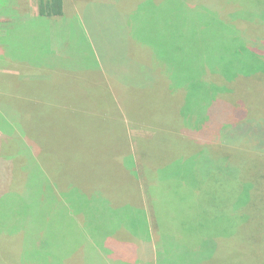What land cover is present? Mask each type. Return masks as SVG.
I'll return each mask as SVG.
<instances>
[{
    "label": "rangeland",
    "instance_id": "1",
    "mask_svg": "<svg viewBox=\"0 0 264 264\" xmlns=\"http://www.w3.org/2000/svg\"><path fill=\"white\" fill-rule=\"evenodd\" d=\"M40 1L34 0L33 6L35 15L42 18L40 16ZM69 1L74 5L85 2L93 10L95 8L91 4L100 2L111 4L114 2L115 9L113 10L117 11L115 12L116 15L119 13L117 16H122L119 10H122V3L125 2L122 0ZM136 1L135 9L131 12L133 13L131 15L132 20H129V23L132 22V29L130 30L129 28V34L131 33L132 36L134 34L138 41L140 40V42L148 46H156L161 55L171 57L173 64L171 67L175 69L172 70L169 64V66H162V69H155L153 68L155 65L151 64V71L145 72L143 75L141 72L144 65L150 62L149 58L145 57L148 49L144 46L142 50L139 49V52L132 51L131 56L129 50L126 56V48L129 44L128 36H126L128 31L125 29V24L122 23L124 19L115 22L114 19L117 18L115 15H113L114 19L112 20L107 18L106 15L102 14L100 16L102 18L99 27L96 25L97 32L95 37L97 38V42L94 49L102 50L104 43H102L100 37H102L101 33L105 34L108 43L104 47L113 51H111L112 55L109 63L113 72L110 76L111 80L116 79V72H118V80L123 81L121 83L128 82V85L132 84L131 81H138L142 84H146L144 83L146 81H150L151 83L149 88H145L149 92V99L146 103L137 100L133 92L126 94V98L124 99L118 89H112L118 103L117 106L125 111L126 109L128 110V114L124 111L125 118L123 123L118 126L119 130L123 127L127 132V138H124V133L120 131H116V136L114 134V137L106 136L108 132L114 133V124L111 119L108 122L99 121L102 112L110 113L108 111L110 108L103 106V104L109 106L108 96L105 94L107 84H105L103 76L100 78L101 90L87 93V96L92 95L91 98L93 99L89 100V104L85 105L86 109L80 112L76 111L80 108L79 105H64L63 103H67L68 100L62 99L61 106H57L53 115L40 114L38 110H35L36 107L33 108L35 112L32 115L34 119L31 124L25 121L26 115L19 112L15 113L12 107H8L9 102L16 101L17 104H19L18 102L25 103L26 101H30V98L40 104L48 96L54 95V92L57 94L58 91H55V89L67 90L69 93L78 90L82 92V87L85 88L86 84L83 86L79 84L81 87L74 89L76 85L68 83L69 81L61 73L48 70L41 63L39 66L42 67H36L31 66L28 61L24 63L19 60L18 62L5 59L4 52L2 51L4 49L5 51L14 49L13 47L16 46V43L18 42L19 44L20 42V37H18L19 32L15 30V25L12 23L19 21V16H23L24 11L22 8L24 6L22 0H0V75H12L18 79H15V81H19V84L15 87L16 95L12 90L7 91L9 95L17 96L14 100L6 97L7 88L0 86V104H4L0 107V115L5 117V120L0 125L9 131L12 130L11 127L14 128L17 142L21 146L20 148L33 155V163L31 160L28 166L32 167L31 170L35 173L34 180L27 179L19 169L18 173H9L10 165L6 159H10V157H4L5 165L2 166L4 177L0 178V185L4 187V191L0 196V247H2L0 258L3 260V264H21L20 262L27 264L30 263L28 261L31 259H35L38 246L30 244L32 236L37 233L39 240H41L48 235L51 240L54 231L62 230L64 227L62 216L65 215V210L62 208L67 207L70 209L73 207L75 209L76 206V210H83L85 207L90 206L88 203L89 198L86 199L85 196L93 198L96 196L98 198L97 201H99L98 209L104 211L106 208L100 202L102 201V197L109 195V199H114L112 196L116 193H120L122 196L129 194L125 189L111 185L114 175L110 173L102 174L96 158L100 156L102 159L117 151L125 154H129L128 152L130 151V153L138 155V138L151 136L152 133L147 130L150 126L134 121V119L143 116L146 120L144 122L152 126V124L154 125L159 122L161 115L167 112L174 115L177 112L176 103L184 100V96L187 95L185 92L188 90L191 95L189 104L183 108L178 104V110L181 111L182 109L184 111V116L182 117H185L187 120L182 119L181 124L184 125L185 129H189L190 135L193 136L194 125L197 123L194 119V113H198L197 117H199V121L201 120L200 124H202L205 115L211 109L212 97L215 96L214 91V95L208 96L209 98L199 91V88H197L198 77L203 76L202 80L204 81L214 82L217 86L223 85L229 88L230 92L218 93L219 95H217L219 101L224 105L233 106L238 101H242L245 108L253 117L258 119L264 117V97H258V93L264 96V77L254 79V81L237 80L234 83L227 84L219 75L210 72V63H213L215 60L214 64L217 63L218 56L221 59L222 57L227 59L234 53L233 41L243 33L240 26L242 23H235L238 20L236 18L242 17V19L244 18V20L246 19L250 22L254 16L253 12L256 10L260 12L264 8L262 6L264 0ZM103 6H98V9L103 11L101 10ZM21 10L22 13L20 14ZM67 12L69 10L66 7L64 14ZM66 18H52V21H55L58 25L60 23L71 25L70 20ZM134 24L136 25L135 27ZM142 24L145 26L140 30ZM68 27L70 29V26ZM87 28L89 29V36H91L93 30L90 26H87ZM58 34H60V29L57 31ZM98 36H100L99 39ZM53 41L57 42L54 46L59 52H56L57 56L60 55L62 57L63 54L66 55L69 51L67 60L72 61L73 65L78 64V61L90 62L92 64L90 52H86L82 56L77 54V40L67 42V47H62L61 43L59 46L62 37L57 36ZM80 57L81 59L78 60L77 58ZM34 58L31 57V59ZM99 60L102 65L103 60L100 53ZM224 70H226L225 67L222 68V71ZM135 71L140 73L139 76L135 74ZM171 73L173 74L171 79L175 85L168 78ZM134 76L141 77L142 80H131ZM97 78L99 77L97 76ZM86 79L91 78L85 77ZM1 80L0 78V84ZM84 83L92 85V83H89V80H86ZM47 86L50 87L47 88ZM66 86H68L67 89ZM257 87H259L260 91ZM86 89H91L90 85H87ZM33 97L36 98L34 99ZM227 106L223 107L224 112L230 110ZM111 113L114 114V107L111 109ZM140 113L143 114L140 116ZM0 119L2 120V117ZM225 119L226 121L227 119L230 120L229 115ZM174 122L180 125L179 122L175 120ZM20 123L23 127L20 126ZM51 123L55 124V127L63 123V129L60 131L49 129L51 144L53 146L46 153H37L35 144L30 141L31 138H35L33 141H37L35 142L36 145L40 144L36 139L34 127L37 125L40 127L41 124L51 126ZM33 124L35 125L33 126ZM226 132L224 131L223 133L228 135V132ZM232 135L234 136V133L228 136L232 139ZM62 137L66 138L68 143L59 140ZM70 138L78 140L69 143ZM205 139L207 140L208 137ZM66 147L77 148L73 152L71 148L67 150ZM58 149L60 153H57ZM60 149L67 152L64 153ZM98 149L101 150L97 152ZM243 151H247V153L251 152L249 148H244ZM126 156L130 157V155ZM205 157L204 154H200L190 160H188L190 157L180 160L179 167L175 171L179 176L173 180V185L177 184V186L182 187L179 188V192L181 193H172L170 180H168V184L166 183V187L162 189L161 185L165 182L163 177H161V183L159 182L156 185L159 188L152 184L154 187L153 194L151 191V195L160 196L158 199L159 206L157 209L156 204V209L158 211L157 217L162 223L160 226L161 232L163 230L164 236H170H163L165 242L164 261H170L171 264H181L187 258H192L193 261H203L201 258L206 256L211 258L209 264H218L219 260H228L225 259L227 258L225 255L227 253H224V251H228L226 239L238 233L236 231L238 224L242 227L245 223V221L240 220L241 216L237 218L236 208L239 206L242 208V205L247 200L246 195H244L243 191L241 194L238 193L236 195L234 192L240 190L239 187L229 182L228 184L227 182L221 183L219 189L214 191L215 182L213 180L209 182L211 179L206 181L202 177L211 173L213 171L212 168L216 167V165L210 161L207 163V171L202 173L204 167L201 165V162ZM75 161H78L77 163H79L80 167L76 166ZM262 162H264V157L261 158ZM139 166H141V162ZM40 168L42 171L43 168L45 169L49 178L43 177ZM225 171L229 173L227 170ZM49 179L60 183L61 190L64 189V185L78 181L80 183L78 188L72 187L65 191V193H68V199H75L74 197H77L78 194H81L82 197L79 198V201L71 199L70 201H62L61 194L56 192L54 188L53 195L49 196ZM181 180H186L191 184L184 183ZM41 183L44 186L41 187ZM150 188H147L148 195L150 194ZM142 196L140 195L138 200L142 204H147L145 198H143L144 196ZM121 204L118 206H121ZM116 211L110 210V216H107V218L89 215V217L84 218V226H87L94 233L92 224L95 222L96 227H94V230L97 234L104 233L108 235L116 232L127 237L132 234L137 241L141 236L136 237L135 233H131L128 228L130 213H127L128 211L123 212L122 215L124 216L122 218V216H117L118 212ZM147 213L149 214V211ZM56 215L58 217L55 219ZM147 221L150 225L149 230H151L153 228L152 221L148 220V218ZM104 222L107 223L103 224ZM147 231L148 228L144 226L142 233L146 234L148 233ZM87 232L86 229L85 233L87 234ZM160 235L155 240L156 243L160 244L162 251V244L164 242L160 241ZM218 239L222 241L218 243ZM144 240H147V238L144 237ZM242 245H245L244 240L242 241ZM243 250L244 248L240 252L239 258H244ZM33 254L35 258L32 256ZM48 254L49 252H45V255ZM161 258L163 259V257ZM246 259L248 261V257ZM234 264L237 263L235 262Z\"/></svg>",
    "mask_w": 264,
    "mask_h": 264
},
{
    "label": "trees",
    "instance_id": "2",
    "mask_svg": "<svg viewBox=\"0 0 264 264\" xmlns=\"http://www.w3.org/2000/svg\"><path fill=\"white\" fill-rule=\"evenodd\" d=\"M4 1V0H3ZM125 1L122 3L123 7L122 10H119L122 16H117L113 9H115V4L111 3H94L91 4L92 7L95 9H91V6L89 7L87 3L81 2L76 5L71 3L69 0H41L40 1V16L45 19H52V18H76L78 16V24L71 25L69 29L68 34V41L78 42V47L76 50H78L79 53H77L79 56L85 55L86 52H90L93 57L94 56V46H96L97 38L95 37L97 32V27H99L101 23L100 17L102 14L106 15L107 18H110V20L114 19L113 15L117 17L114 19L116 22L117 20L124 19L122 22L125 24V29L128 31L126 36H128V47L126 48V56L129 53L130 50V56L131 52H139V49L142 50V47H146L148 50L146 52V55L148 56L150 62L152 64L162 65L163 67L165 65H168L172 70L175 69L174 67H171L172 59L171 57H167L166 55H161L160 51L157 49L156 46H148L140 40L138 41L137 38H135L134 34H129V28L132 29V22L129 23V20L131 19V13L134 11L135 6L137 4L136 0H122ZM4 3V2H3ZM260 3V2H259ZM100 5H104L103 8L100 11L98 8ZM99 6V7H98ZM262 6H264V2L262 3ZM66 7L68 8L69 12L64 14V11L66 12ZM253 18L249 22L248 20L242 19V17H238V19L235 23H242L240 24L242 28V35L238 36L237 39L233 41L234 44V53L229 56L227 59L222 57V59L218 56V62L214 64L210 63V72L213 74L219 75L223 81L227 84H231L236 82L237 80H248V81H254V79H258L261 77H264V8L261 9L260 12H253ZM82 18V19H81ZM242 19V20H241ZM84 20V21H83ZM134 22V21H133ZM114 23V22H113ZM77 25V26H75ZM87 26H90L93 30V34L89 36V29ZM136 25L134 24V27ZM145 25L142 24V27L140 26V30ZM239 26V28H240ZM108 29V26H107ZM102 37L98 36L102 39V50H96L98 54L100 53V56L102 58V66L111 69L110 66V60H111V51L112 49H105V45L107 42L106 35L101 33ZM141 39V38H140ZM251 41V42H250ZM142 44V45H141ZM130 48V49H128ZM134 48V50H132ZM100 49V48H99ZM102 55H101V52ZM154 51V52H153ZM113 52V51H112ZM156 52V53H155ZM159 59H158V56ZM129 56V59H130ZM217 59V58H216ZM226 59V60H225ZM217 65V66H216ZM214 66H216L214 68ZM222 66V67H220ZM225 67L226 70L222 71V68ZM108 69V70H110ZM112 70V69H111ZM113 74L111 71L108 72V75L111 76ZM118 72H116V79H112L111 81L115 82V88L114 90H119L121 95H125L126 93H129L130 91L135 93V97L137 100H140V102H145L149 99V92L145 88L132 86V85H126V83H121L123 81H119V75L117 76ZM139 76V75H137ZM173 77V74L171 73L168 78L172 83H174L171 79ZM1 84L0 86H4L7 88L6 90V97L12 98L14 100L17 96H12L7 93V91H13L14 94L16 92V86L17 83L15 81L16 78H14L11 75L5 76L0 75ZM111 79V78H110ZM203 76L198 77L199 82L197 83V88H199V91L207 98L210 96H213L215 92V96H213V101L211 105L210 111L207 112L205 115L204 121L201 123V120L199 121L198 113H194V119L197 122L194 126V134L193 136L190 135L189 129H185L184 125L181 124L182 119H186L184 116V111L181 109V111L178 110V104L180 107H186L189 104L190 99V92L186 90V94L184 96V100L178 101L177 104V112L173 114H169L170 112H167L164 115H161L159 117V122L156 124H146V120L142 117L134 119L133 116H131L134 121L142 122L145 125L150 126V128H147L152 135L148 137H139L138 138V148L139 153L138 155H134V153L125 154L120 153L117 151L113 159V166L108 162H102L106 161L104 158H100V156L97 159L100 172L102 174L104 173H110L114 175L113 180H111V185H114L117 188L125 189L129 194L126 195H120V193H116L112 196L114 199H109V207L107 206L106 202L105 208L111 210H117L118 217L123 218L124 215H122L123 212L128 211L127 213H130L129 216V231L134 232L136 237L141 236L139 239L143 240V243H145L144 237L149 240V244L151 248H144L145 245L142 243V248H140L139 252H144V250L148 251V255H151V257L154 259V261L157 264H169L170 261L166 260L164 261L165 256V242L164 237H170V236H164L163 230L161 232L160 226H161V220L157 217L158 214V206H159V197L157 195H151V191L153 194V187L161 183V177L165 180V182L161 185L162 189L166 187V183L168 184V180L171 181V188L172 193L176 194L181 193L179 192V188H182L180 186H177V184L173 185V180L176 179V177L179 176L175 171H177V168L179 167L180 160H183V158H189L188 160L192 159L193 157L199 156L200 154H204L206 157L205 159H202L201 165L204 167L202 169V173H205L207 171V163L210 161L212 164L214 163L216 167L212 168V172L209 174H206L204 178L206 181L208 179H211L209 182H212V180L215 182V186L213 187L214 191H217L219 189V185L223 182H228L233 184L234 186H238L240 190H236L234 193L237 195L238 193L241 194V192H244V195H246L247 200L244 202V204L237 207V218L238 216H241L239 219L242 221H245L244 225L240 227L238 224L236 231H238L237 234H235L232 237H227V248L228 251H224L228 260H219L218 264H231V263H237V264H262L264 262V162L261 163V158L264 157V117L263 118H256L253 117L250 112L245 108V105L242 101H238L235 103V105H224L222 102L219 101L217 95L218 93H225L230 92L229 88L226 86H217L214 82H208L202 80ZM131 80H142L141 77H133ZM138 82V81H137ZM185 84V83H183ZM175 85V83L173 84ZM50 86H47L49 88ZM257 89L260 91L259 87ZM48 90V89H46ZM49 91V90H48ZM55 91H58L57 94L54 92V95H50L46 98L45 101L41 102L40 104L35 101L31 100L26 101L25 103L18 102H9L8 107H12L14 112H19L24 115H26V120L28 123L32 124V121L34 118H32V115L34 114V109L39 111L40 114H48L53 115L55 114V110L57 106H61V100L67 99V103H63L64 105L68 106H74V104L79 105V109L76 111H81L86 109L85 105L89 104V100L92 95L87 96L88 92H92L91 89H88L84 91V94L78 90L76 92L69 93L67 90L63 89H55ZM105 94L108 96V101L110 99L112 100L110 96V91L105 92ZM16 95V94H15ZM209 96V97H208ZM258 97H264L262 95H259ZM7 99V98H6ZM35 99V98H34ZM183 103V104H182ZM44 104V105H43ZM182 104V105H181ZM1 105L4 104H0ZM84 105V106H82ZM109 106H106L103 104L105 108H110L108 111L111 113V109L114 107V116L115 120L114 127L116 131H120L125 133V129L121 127L119 130L118 126L123 123V120L125 118L124 116V109H120L118 106L115 107L113 104H109ZM118 105V104H117ZM124 106V105H123ZM227 106L230 110L224 112L223 107ZM101 107V104H100ZM264 107V104H263ZM68 110V109H66ZM70 111V110H69ZM73 111V110H71ZM54 112V113H53ZM51 113V114H50ZM126 114H128V110L125 111ZM130 114V113H129ZM143 113H140V116ZM229 115L230 120L225 119V117ZM109 114L107 113H101L99 121H108ZM210 116V117H209ZM2 117V120L0 119V123H2L5 120V117L0 115ZM4 118V119H3ZM113 118V117H112ZM210 118V119H209ZM153 119V118H152ZM12 120V119H10ZM179 122L180 125L174 122ZM187 120V119H186ZM23 121V120H22ZM145 121V122H144ZM15 122V121H14ZM21 122V120H20ZM151 122V121H150ZM10 123V122H9ZM185 123V122H184ZM187 123V122H186ZM11 124V123H10ZM52 124V123H51ZM35 124H33L34 126ZM43 125V127H42ZM13 126V125H11ZM20 126L23 127V125L20 123ZM45 126V127H44ZM49 126V127H47ZM12 130H5L0 125V178L3 176V169L2 166L5 165V159L4 157H10V159H6V161L9 162V173L11 174L18 173L19 171L24 174L27 179L34 180L35 173L32 172V167L28 166L30 164L31 160L33 163V155L29 153L28 151L22 150L20 145L17 142V136L16 132L13 127H11ZM228 132V135L231 133H234V136L232 135V139L230 136L224 134L223 132L226 130ZM49 129H55L57 131H60L63 129V123L58 124V126L55 127V124L53 125H44L41 124L34 127V131L36 134V139L40 143V147L43 151H49L48 149L52 148L51 144V134L49 132ZM237 131V132H236ZM209 132V133H208ZM226 132V133H227ZM38 136V138H37ZM208 137L206 140L205 138ZM101 138V137H99ZM35 139V138H34ZM34 139L31 138L30 141L34 144ZM123 139V138H122ZM62 140L65 143H68L66 141V138L59 139ZM78 139L76 138H70L69 143L74 142ZM35 142H37L35 140ZM50 145V147H49ZM70 145V144H69ZM59 146V145H58ZM63 146V145H62ZM68 149H72L73 152L76 151L77 147H66ZM244 148H249L251 150L250 153H247L243 151ZM62 150L64 153L67 151ZM101 149H98L97 152H99ZM57 153H60L59 149ZM209 153V155H208ZM137 154V153H136ZM130 155L129 159L128 156ZM100 159V160H99ZM99 160V161H98ZM76 162V166L80 167L79 163ZM141 162V166H139V163ZM108 164H110L112 167H109ZM28 166V167H27ZM79 169V168H78ZM92 170V169H91ZM225 170H227L229 173H227ZM19 172V173H20ZM40 172H42L43 177H48L47 172L43 168V171L40 168ZM231 173V174H230ZM148 177V178H147ZM153 177V178H151ZM50 180V179H49ZM184 183H186V180H181ZM176 183V182H175ZM63 184H65L63 182ZM80 183L73 182L71 184L64 185V189L61 190V184L56 183L54 181L49 182V196L53 195L54 189L56 192L60 193L62 196V201H70L75 200L76 198L80 197H74L75 199H68L67 197L68 193L66 194L65 191L72 187H79ZM154 184V185H152ZM187 184H191L187 182ZM44 186L41 183V187ZM145 186V190H144ZM148 186V187H147ZM207 186V185H206ZM205 186V187H206ZM150 188L149 195L147 192V188ZM157 187V186H156ZM54 188V189H53ZM57 188V189H56ZM159 188V186L157 187ZM199 190V189H198ZM4 191V187L0 185V196L2 192ZM26 191V190H25ZM47 191V190H46ZM148 197H147V195ZM215 193V192H214ZM143 195L142 197L145 198V202L147 204H142L140 200H138L139 196ZM109 197V195H106ZM129 199L127 204L124 203V198ZM137 199H135V198ZM123 204V206H118L119 204ZM90 204V203H89ZM157 204V209H156ZM112 206H114L116 209H114ZM87 208V207H85ZM65 210V215L62 216L64 220V226L66 224L70 226H73V229L76 230L75 227V221L78 217V210H76L72 207L70 209L62 208ZM149 211V214L147 213ZM126 214V213H124ZM59 215V214H58ZM56 215L55 219L58 217ZM110 216V215H105ZM148 216V217H147ZM107 218V217H106ZM145 218V221H144ZM152 221V229L149 230V223L147 221ZM107 222H104L105 224ZM119 223V222H118ZM117 223V224H118ZM148 228V233H142L143 228ZM63 229V228H62ZM84 229H87L84 227ZM160 231L162 233L161 238L163 240L164 247L162 251H159V260L157 261L158 256H155V254L152 252V240H153V232ZM61 231V230H60ZM60 231H54L51 236V240L49 236L39 240L37 233L32 236L30 240V244L33 246H38V252L35 258V255L32 256L35 259H31L30 263L27 264H42L40 261L44 260L47 262V256L44 255L45 252H53L54 254L58 253V255H61L62 251V244L63 240ZM33 235V234H31ZM164 236V237H163ZM86 238V236H85ZM244 240L245 245H242V241ZM222 240L218 239L217 242H221ZM207 244V243H206ZM205 244V245H206ZM168 245V244H167ZM167 247V246H166ZM244 248V258H239V254ZM2 247H0V250ZM187 252V251H186ZM189 253V252H188ZM1 254V252H0ZM162 254V255H161ZM219 255V254H218ZM1 257V255H0ZM73 258L74 254L72 255ZM157 257V258H156ZM163 257V259L161 258ZM248 257V261L247 258ZM203 261H193L191 258H187L185 261H183L181 264H209L210 263V257H204L201 258ZM205 259V260H204ZM232 259V260H231ZM244 259V260H241ZM221 261V262H220ZM53 262V261H52ZM61 263V260H56L55 263ZM217 262V261H216ZM23 264L22 262H20ZM0 264H3V260L0 258ZM53 264V263H52ZM171 264V263H170Z\"/></svg>",
    "mask_w": 264,
    "mask_h": 264
},
{
    "label": "crops",
    "instance_id": "3",
    "mask_svg": "<svg viewBox=\"0 0 264 264\" xmlns=\"http://www.w3.org/2000/svg\"><path fill=\"white\" fill-rule=\"evenodd\" d=\"M23 2V16H19V21H15L12 24L15 25L14 28L17 32H19L18 37H20V42L16 43V46L13 47L14 49L5 51V49L2 51L4 52V58L7 60L12 61H22L26 62L28 61L31 66L36 67H42L39 66V64H43L46 69L55 71L56 73H61L66 80H68L70 84L76 85V88L83 86L84 84L90 85L91 91H100L101 90V82L100 78L103 76L106 86V91H110V96L112 100L108 101L109 104L115 105L117 107L116 97L114 92H112V89L115 88V82L111 81L110 75H108V72H112L110 68L105 69L104 66L101 65L99 60V54L94 49V56H92V64L90 62L85 61H78V64L73 65L72 61L67 60L68 59V52L66 55H62V57L56 54L59 53L56 48H54L55 44L57 42L53 41L54 38L59 36L62 37V41L59 42L62 45V47H67L66 43L69 42L68 40V34H69V27L73 24H78L77 18H66L70 20L71 25H67L65 23L60 25L56 24L55 21H52V19H42L35 15L34 10V0H22ZM22 13V10L20 11V14ZM60 29V34L57 35V31ZM18 34V33H17ZM44 47V48H43ZM43 48V49H42ZM57 52V53H56ZM79 53V52H78ZM61 54V53H60ZM31 57H35L34 59H31ZM145 57H148L145 55ZM78 60L81 59L77 58ZM18 61V62H19ZM157 63V61H155ZM154 63L155 69L163 68L162 65ZM151 62L146 63L144 65V68L141 73L143 75L145 72L151 71ZM110 69V70H108ZM113 73V72H112ZM134 74V73H133ZM135 74L139 75V72L135 71ZM12 76V75H11ZM97 76L99 78H97ZM85 77L91 78L86 79L89 80V83H84ZM16 80H18L16 78ZM107 80V81H106ZM146 81V80H145ZM144 82L146 84H142L139 82L131 81L132 86H137L141 88H149L151 83L150 81ZM17 84H19V81H16ZM81 86H80V85ZM126 85H128V82H126ZM82 87V93L84 94V91L88 90ZM68 86H66V89ZM84 89V90H83ZM69 90V89H68ZM104 92V91H103ZM131 92V91H130ZM126 93V94H130ZM126 94H123L124 99L126 98ZM95 95V94H94ZM36 98V97H33ZM93 99V98H91ZM121 99V97H120ZM78 105V104H74ZM124 105V103H123ZM113 117V118H112ZM74 118V117H73ZM109 119L115 120V116L113 113H109L108 121ZM112 120V122H113ZM106 121V122H108ZM114 124V122H113ZM115 134L116 136V129H114V133H109L106 136H113ZM100 136V135H98ZM114 137V136H113ZM124 138H127V132L124 133ZM34 144L37 148V153H46L47 151H43L40 147V145H36L35 141ZM50 147V145H49ZM50 150V148L48 149ZM116 153V152H114ZM111 153L107 155V157L104 159L106 161L102 162H108L113 166V159L115 154ZM129 157L126 159L128 160ZM110 164H108L109 167H112ZM54 169V168H53ZM80 197L81 194H78ZM78 197V196H77ZM76 198V201H79V198ZM85 198L88 199V203H90V206L87 208H84L83 210L78 211V217L74 221L76 230L73 229V226H70L66 224V226L63 227V229L60 231V235L62 237L61 240H63V248L61 251V255H58V253L54 254L53 252H50L48 250L49 254L47 256V262L44 260H41L40 262L42 264H57L55 263L56 260H61V263L59 264H157L154 259L151 257V255H148V251L144 250V252H139L140 248H142L143 240L138 239L136 241V238L130 234L129 237L123 236L121 234H117L116 232H112L108 235H105L104 233L95 232L94 227H96L95 222H93V231L94 233L88 229V227L84 226L85 221L84 218L89 217V215L97 217H107L106 214L109 215L110 209H106L104 211H101L98 209L99 201H97V197H89L85 196ZM124 198V203L127 204L130 197L126 199ZM104 208H105V202L107 206L109 207V198L108 196L102 197V201H100ZM123 206V204H121ZM114 209H116L114 206H112ZM118 212V211H116ZM82 223V225H81ZM87 228V234L85 233L84 229ZM132 233V232H131ZM159 234L162 235L160 231L153 232V240H152V252L155 254V256H158L157 261L159 260V251H161V246L159 243H156V240L159 236ZM160 241L163 240L161 238ZM86 236V238H85ZM156 239V240H155ZM149 240H145L144 248H151L149 244ZM163 248V244H162ZM76 256L75 258L72 257V255ZM45 255V254H44ZM53 261V262H52Z\"/></svg>",
    "mask_w": 264,
    "mask_h": 264
}]
</instances>
